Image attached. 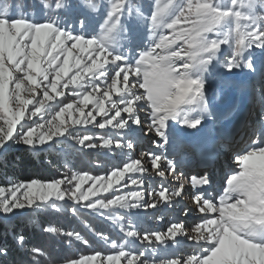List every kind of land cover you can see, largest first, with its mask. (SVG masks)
<instances>
[{"label":"snow or ice","instance_id":"6c2138e0","mask_svg":"<svg viewBox=\"0 0 264 264\" xmlns=\"http://www.w3.org/2000/svg\"><path fill=\"white\" fill-rule=\"evenodd\" d=\"M39 6L49 13L43 19L26 3L0 0V152L70 144L121 159L104 176L72 172L0 187V216L71 202L73 213L90 210L120 233L122 243L98 234L113 254L63 264H264V117L219 187L213 158L189 176L173 138L176 126L200 132L215 121L210 80L244 74L264 97V0H151L147 11L133 0H81L83 14L72 22L61 18L72 9L67 0ZM90 14L100 15L98 30ZM137 133L153 134L155 150L135 156ZM186 198L182 218L141 235L139 213ZM13 231L11 247L0 241V264H46L45 250L26 248L25 235ZM43 231L89 243L79 232ZM181 243L190 246L186 257L156 258Z\"/></svg>","mask_w":264,"mask_h":264},{"label":"rangeland","instance_id":"374dc122","mask_svg":"<svg viewBox=\"0 0 264 264\" xmlns=\"http://www.w3.org/2000/svg\"><path fill=\"white\" fill-rule=\"evenodd\" d=\"M8 3H17V4H24L26 3L29 5V11L35 13L36 19H43L45 15H49V13H46L40 9L39 6V0H6ZM67 2L72 5V9L66 13L63 14L61 17L62 20H66L68 22L74 21L77 16H80L83 14L82 9L80 8L81 0H67ZM98 3L106 4L107 0H97ZM151 3V0H133V4L142 7L145 11L148 10L149 5ZM89 21L92 27H96L98 30V25L101 23V17L99 14H90L89 15ZM141 34H143V27L140 29ZM245 76L244 74H240L239 76L232 77L228 81H224L222 79H214L209 81V95L211 97L212 101V107L214 112L216 113V119L215 121L209 120V126L212 128H216L220 131H227L231 129H236L237 123L240 121L245 108L248 107V105H252L253 109L250 113L251 120L248 122V126L244 131H240L237 136L234 134L233 138L235 137V140H232V137L229 138L228 143L226 144V151L225 153H220V161L219 164H217V168L212 170L216 186L219 187L220 184L223 182L227 174H230V169H226V165L232 164L235 165L233 162V158L236 154L241 153L245 149L249 148L252 144V141L256 138L254 135V132H256L259 129V125L262 123L261 118L264 117V97L261 96L259 92V82H255V88L250 84L252 79ZM250 81V83H249ZM253 82V81H252ZM253 99V100H252ZM146 115L145 113H142V116ZM249 118V119H250ZM182 130V129H181ZM97 133V135H103V132L99 129H93ZM236 132H238L236 130ZM140 139L139 133L136 134ZM144 137V136H142ZM141 137V138H142ZM154 135L150 134L149 136L145 137V141H142V145H137L136 151L134 153L135 156L139 157L141 155V152L146 149H152L153 145L151 141L154 139ZM173 138L177 141L176 144V150L175 155L177 158L183 159L184 161V167H188V171L191 170L193 172L194 170L191 169L187 164L185 160L186 158L191 155V144L185 139V136L183 132L180 131V126H176L173 129ZM253 138V139H252ZM137 140V141H138ZM138 144V143H137ZM69 148H72V145L70 144H64ZM25 147L23 145H12L7 150H13L15 148ZM77 149L81 150L79 146H76ZM53 149H57L60 152H62V156L64 157L62 160V167L64 168L61 173L63 175H70L72 172H87L90 175L93 176H104L107 172H109L112 167L116 164L120 163V157L117 155L110 154L107 149L104 148H97V149H83L84 151H93V152H100V153H106L108 154V157L110 159L109 169L106 172H98V173H92L91 171H83L82 166H77L75 163V159L73 157H70L67 153V149L64 148L63 145H57ZM6 151V150H5ZM4 152V151H2ZM0 152V153H2ZM227 152V153H226ZM147 163V162H146ZM222 166V169H221ZM190 169V170H189ZM201 170H198L196 172H199ZM14 183H19L16 178H12L10 184L6 186H0L8 188L10 185ZM90 182H86L84 184V187L86 188ZM153 187L157 186L159 183V177H155L152 181ZM7 194V193H5ZM104 195H107V193H104ZM184 204V205H183ZM67 205H71V202H68ZM190 207L191 203L190 200L187 198L182 202V205H177L175 207H169L166 206L163 203H158L157 207L155 209H148L146 211H142L139 213L137 217V222L140 226L141 235H143L144 230H152V231H164L167 227V223L172 221V213H180L181 216H183L182 208L183 207ZM30 209L21 210L18 211L17 214L25 213ZM79 211H82L84 213H88L90 215L98 216L95 214H92L90 210H86L81 208ZM14 216V215H12ZM10 216V217H12ZM100 217V216H98ZM161 217L163 219H161ZM182 218V217H181ZM102 220L106 223V228L108 232L105 233L104 230L98 231V230H89L90 234L87 239L89 243L86 245L73 241L76 245V249L71 252L69 256L65 259H79L83 257H88L90 255H93L96 252H100L104 255H109L114 253V249L110 247V245L106 244L104 240L100 239V236L98 234H103L105 236H108L109 238L113 240H117L118 243H122L123 241L120 240V233L117 229L113 227V225L106 219L102 218ZM48 226V225H47ZM54 226V225H51ZM55 227V226H54ZM62 230V229H61ZM65 231V230H63ZM67 232V231H65ZM90 237V239H89ZM92 240V242H91ZM93 244V245H92ZM95 245V246H94ZM79 247V248H78ZM137 248H139V245H136ZM142 250V249H141ZM188 254H190V246L186 243H181L179 246L175 247H168V248H161L156 258H179V257H186ZM153 258V257H149ZM64 259V260H65ZM63 260V261H64ZM63 261H60L55 264H63ZM121 264H123V261H121Z\"/></svg>","mask_w":264,"mask_h":264},{"label":"trees","instance_id":"16d2710c","mask_svg":"<svg viewBox=\"0 0 264 264\" xmlns=\"http://www.w3.org/2000/svg\"><path fill=\"white\" fill-rule=\"evenodd\" d=\"M139 142H141L140 139L137 143L139 144ZM63 146L67 149V154L75 159L76 165L83 167V171L98 173L106 172L109 169L108 154ZM63 158L62 152L53 148H45L43 151L36 152L26 147L6 150L0 153V186L10 184L12 178H16L19 182L32 179L42 181L58 179L63 176L61 173L64 170L61 163ZM47 225H54L65 231L79 232L86 238L91 229L104 230L105 233L112 234L107 231L106 223L101 217L82 211L73 213L71 207L65 204L59 211L45 209L38 213H32L31 210H28L8 218L0 216V241H7L11 247V241L16 234L13 231L15 229L16 232L25 235L26 248L38 245L45 250L47 253L44 258L46 264L47 261H51L52 264L58 263L67 258L77 247L74 242L69 245L64 236H53L44 232L43 229ZM14 255L17 260L20 259L15 250Z\"/></svg>","mask_w":264,"mask_h":264},{"label":"bare ground","instance_id":"6f19581e","mask_svg":"<svg viewBox=\"0 0 264 264\" xmlns=\"http://www.w3.org/2000/svg\"><path fill=\"white\" fill-rule=\"evenodd\" d=\"M250 78V77H249ZM248 78V79H249ZM250 83V81H249ZM252 82L251 81V85H252ZM253 100V99H252ZM252 109H253V106L252 105H248L247 108H245V111L240 119V121L237 123L236 125V128L240 131H244L246 129V127L248 126V122L251 120L250 117V113L252 114ZM254 114V113H253ZM250 118V119H249ZM210 123V122H209ZM209 123L207 122L205 125H204V128L200 131V132H196L195 130L193 129H187V130H181V132H183L184 136H185V139L190 142V144H192L193 146H198L200 145V143L202 144L203 142H205V140H211L212 137H213V134H212V127L209 126ZM261 127V124L259 125V128ZM241 133V132H240ZM237 136V135H236ZM142 152H145L144 150ZM237 155V154H236ZM226 169H230V171L234 170L235 169V165H232V164H228L226 165ZM221 169H222V166H221ZM195 172V171H194ZM188 172L186 173L187 175H195L197 174L196 172ZM190 187V186H189ZM184 205V204H183ZM172 217V221H175L177 218H181V214L180 213H172L171 215Z\"/></svg>","mask_w":264,"mask_h":264}]
</instances>
